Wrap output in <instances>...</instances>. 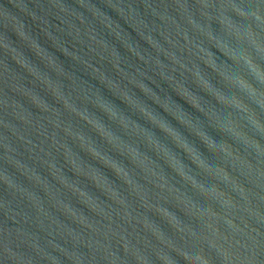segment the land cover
Here are the masks:
<instances>
[{
    "label": "water",
    "instance_id": "water-1",
    "mask_svg": "<svg viewBox=\"0 0 264 264\" xmlns=\"http://www.w3.org/2000/svg\"><path fill=\"white\" fill-rule=\"evenodd\" d=\"M0 264H264V0H0Z\"/></svg>",
    "mask_w": 264,
    "mask_h": 264
}]
</instances>
